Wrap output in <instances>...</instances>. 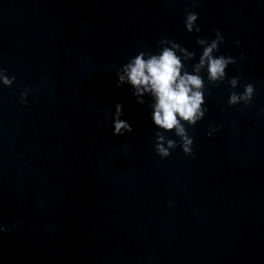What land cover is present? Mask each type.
<instances>
[{
	"label": "water",
	"instance_id": "obj_1",
	"mask_svg": "<svg viewBox=\"0 0 264 264\" xmlns=\"http://www.w3.org/2000/svg\"><path fill=\"white\" fill-rule=\"evenodd\" d=\"M217 31L236 63L219 86L201 73L193 152L166 132L162 158L152 98L117 72L163 39L196 53L191 72ZM0 67L16 78L0 82V264H264V0H0ZM117 104L131 133L114 134Z\"/></svg>",
	"mask_w": 264,
	"mask_h": 264
},
{
	"label": "clouds",
	"instance_id": "obj_2",
	"mask_svg": "<svg viewBox=\"0 0 264 264\" xmlns=\"http://www.w3.org/2000/svg\"><path fill=\"white\" fill-rule=\"evenodd\" d=\"M198 14L189 12L185 18V27L189 33H199L201 28L196 25ZM222 34L217 31L216 39L209 42L198 38L197 44L203 48L198 63L192 66V71L187 70L185 62L194 59L196 53L182 47L174 40L163 39L160 41L161 50L158 54L141 51L117 72V87L128 83L133 88V95L141 105L145 104V96L152 98V120L156 128V151L162 158L171 155L172 149L178 145L164 133L174 132L180 138V146L187 155L193 152L194 139L189 135L185 125L195 127L197 122L205 117L207 108L205 93L208 91L204 77L201 73L207 71V81L219 86L227 79V68L235 64L233 57L214 55L223 43ZM15 76L9 78L5 70L0 67V82L11 87ZM232 89L239 86L240 78L232 77L229 81ZM27 92L21 94L22 102L27 100ZM255 95V86L248 83L242 93L233 91L228 99L231 106L241 102L249 105ZM122 105H116L114 120V134L123 135L131 133V125L122 120ZM216 129L209 131V136Z\"/></svg>",
	"mask_w": 264,
	"mask_h": 264
}]
</instances>
